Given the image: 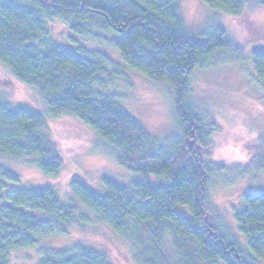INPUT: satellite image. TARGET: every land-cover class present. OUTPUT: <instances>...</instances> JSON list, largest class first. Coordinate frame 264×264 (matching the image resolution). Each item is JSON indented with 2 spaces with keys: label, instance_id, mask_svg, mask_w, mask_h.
Instances as JSON below:
<instances>
[{
  "label": "trees",
  "instance_id": "16d2710c",
  "mask_svg": "<svg viewBox=\"0 0 264 264\" xmlns=\"http://www.w3.org/2000/svg\"><path fill=\"white\" fill-rule=\"evenodd\" d=\"M202 1L219 13L238 17L250 0ZM251 1L264 8V0ZM179 2L0 0V159L57 177L73 157L102 154L143 176L126 183L105 175L96 188L73 179V199L63 204L52 188H21V177L0 164V264H10L13 251L35 248L75 225L91 229L90 218L79 213L80 205L115 234L145 245L137 255L143 264H256L243 254L209 201L211 176L224 171L208 162L211 137L218 130L191 96L196 68L212 66L219 52L230 53L231 62L242 61L243 53L216 20L202 38L190 35ZM53 20L68 24L82 37L104 41L120 54L123 65L98 50H70L56 43L47 24ZM250 61L264 91V47L253 50ZM129 70L173 90L180 134L164 142L155 139L124 108L123 96L103 90L106 81L123 79ZM10 79L33 88L46 114L12 108L11 86L6 85ZM61 118L82 131H54L49 120ZM150 175L166 176L168 184L152 185L147 181ZM179 207L188 208L191 217ZM237 222L248 251L264 263V194H244ZM167 238L180 261L166 255ZM39 264L113 263L105 254L76 244L43 249Z\"/></svg>",
  "mask_w": 264,
  "mask_h": 264
},
{
  "label": "rangeland",
  "instance_id": "374dc122",
  "mask_svg": "<svg viewBox=\"0 0 264 264\" xmlns=\"http://www.w3.org/2000/svg\"><path fill=\"white\" fill-rule=\"evenodd\" d=\"M16 1L20 4L33 2ZM179 7L190 35L200 37L216 20L231 43L243 53L242 61L231 62L227 60L230 53L219 52L212 66L196 68L191 96L212 117L218 130L211 137L212 152L208 162L222 167L224 171L211 176L209 201L221 216L225 227L238 241L243 254L256 264H264L248 251L246 237L239 232L237 222V215L243 208L244 194H264V168L258 167L264 164V91L260 88L250 61L251 52L264 47V8L250 0L238 17H232L209 8L202 0H180ZM47 24L56 43L70 50L80 46L98 50L123 65L120 54L104 41L82 37L59 20L48 21ZM108 37L111 39L113 35ZM6 85L11 86L12 94L8 102L12 108L26 107L46 114L33 88L14 79L6 82ZM105 88L124 97V108L155 139L164 142L180 134L173 112V90L164 82L129 70L123 79L106 81L103 90ZM49 124L54 131H82L65 118L49 120ZM0 164L21 177V188H52L63 204L73 199L70 188L73 179H79L91 188L101 187V177L105 175L110 178L115 176L126 183L143 179L142 175L127 171L112 158L102 154H80L73 157L65 162L57 177H48L31 165L10 159H0ZM147 181L155 186L168 184L166 176L150 175ZM178 211L191 217L186 207H179ZM79 213L90 218L91 229L82 230L75 225L67 234L43 240L35 248L13 251L10 264H39L43 249L61 250L76 244L105 254L113 264H143L137 255L143 253L145 245L141 246L134 239L115 234L82 205ZM149 244L147 241L146 246ZM163 249L172 261H180V254L171 238L164 241Z\"/></svg>",
  "mask_w": 264,
  "mask_h": 264
}]
</instances>
